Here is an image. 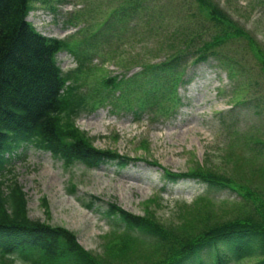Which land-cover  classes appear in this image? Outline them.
Returning <instances> with one entry per match:
<instances>
[{
    "label": "trees",
    "instance_id": "trees-1",
    "mask_svg": "<svg viewBox=\"0 0 264 264\" xmlns=\"http://www.w3.org/2000/svg\"><path fill=\"white\" fill-rule=\"evenodd\" d=\"M37 1L53 2L0 0V257L19 255L28 264H242L252 260L264 264V197L203 166L181 174L164 171V176L172 183L195 180L209 190L233 191L251 203L254 213L223 221L216 204L200 196L191 205L177 208L175 218L165 224L150 206L146 214L137 216L111 204L105 213L113 228L103 237L102 255L86 251L75 233L28 217L22 187L17 182L7 187L5 178L29 147L50 153L67 169L75 163L90 169L112 163L127 167L139 159L97 149L76 127V118L83 111L107 106L114 113L172 116L183 107L179 88L186 84L189 59L193 58L194 66L215 60L231 70L220 49L231 38L246 36L213 0H193L197 10L183 11L188 24L169 33L163 60L142 63L141 57H135L130 65L122 64L125 75H103L97 86H88L86 64L94 56L103 62L112 60L107 47L122 44L127 32L137 31L140 14L151 12L153 0H119L103 20L81 28L78 32L86 36L72 40V45L42 35L27 21ZM92 1L87 0L93 5ZM85 12L77 17L88 18ZM151 21H147L148 32L164 30V18L157 26ZM201 21L218 31L205 39L207 27ZM253 44L255 51L258 47ZM63 52L79 63L72 73L64 74L58 65L57 57ZM132 64L141 71L128 75ZM151 165L159 167L155 162Z\"/></svg>",
    "mask_w": 264,
    "mask_h": 264
},
{
    "label": "rangeland",
    "instance_id": "rangeland-1",
    "mask_svg": "<svg viewBox=\"0 0 264 264\" xmlns=\"http://www.w3.org/2000/svg\"><path fill=\"white\" fill-rule=\"evenodd\" d=\"M213 1L246 35L231 38L220 49L231 70L215 60L194 66L191 57L184 76L186 84L179 88L183 107L172 116L154 119L150 113H114L109 106L83 111L75 125L97 149L139 159L123 169L115 163L95 169L75 163L67 169L50 153L29 147L15 159L5 180H9L7 187L13 185L11 182L22 187L31 220L65 228L76 234L86 251L102 255L103 237L113 228L105 213L111 204L137 216L146 214L150 206L165 224L175 218L177 208L191 205L200 196H208L216 204L223 221L254 213L251 203L233 191L209 190L195 180L172 183L164 176V171L181 174L203 166V170L250 186L264 197V0ZM118 2L37 1L28 20L44 36L72 45V40L81 41L86 36L78 32L81 28L103 20ZM150 7L151 12L140 14L137 31L127 32L122 44L107 47L113 53L112 60L103 62L102 57L94 56L86 64V70L90 69L88 86H97L103 75H125L122 64L130 65L135 57H141L142 63L163 60L169 33L188 24L183 11L197 10L193 0H153ZM89 8L90 14L85 12ZM83 12L88 18L77 17ZM147 18H152L154 26L164 18V30L148 32ZM202 23L207 27L205 39L218 31L212 24ZM250 38L258 47L255 51ZM57 62L64 74L79 67L69 52L60 53ZM134 65L128 75L141 71ZM153 162L159 167L152 166ZM0 264L28 263L12 255L0 257Z\"/></svg>",
    "mask_w": 264,
    "mask_h": 264
}]
</instances>
